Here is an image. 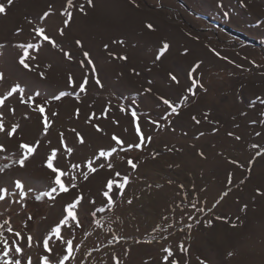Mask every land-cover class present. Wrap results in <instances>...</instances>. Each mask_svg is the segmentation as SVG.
I'll return each instance as SVG.
<instances>
[{"label": "rangeland", "instance_id": "rangeland-1", "mask_svg": "<svg viewBox=\"0 0 264 264\" xmlns=\"http://www.w3.org/2000/svg\"><path fill=\"white\" fill-rule=\"evenodd\" d=\"M136 3L139 7L130 0H93L94 6H89L87 0H73L69 9L67 0H13L7 14L0 15V72L5 75L0 95L16 84L25 89L26 97L39 92L35 104H44L52 120L44 136L35 105L20 103L18 95L6 101L5 127L15 123L22 127L13 138L0 134V143L8 149L0 153V166L11 165L0 171V188L7 187L10 193L0 201V223L9 220L14 232L24 237H15L5 226L4 237L23 248V255H10L22 264L28 257L32 264H40L45 255L50 264H59L67 245L53 239L52 252L47 253L42 240L62 218L64 206L83 193L78 209L82 226L63 230L74 244L66 264H165V248L173 252L168 264L173 259L179 264H264V155H257L264 153V0ZM80 5L86 14L79 11ZM65 10L72 12V20L60 36ZM147 23L155 30L147 29ZM38 27H44L72 59L38 38L33 31ZM121 39L123 45L115 43ZM76 40L82 41V48ZM164 42L170 48L157 61ZM20 43L42 44L39 54L33 53L37 58L32 64L38 68L28 71L19 65ZM85 51L95 71L86 62ZM70 75L76 85L87 79L86 92L73 89ZM61 92L72 94L53 98ZM161 97L176 105L179 114L171 113ZM8 108H15V113ZM132 110L150 142L126 152L118 149L111 158L114 168L99 169L87 181L77 172L78 187L69 194L36 199L51 184L44 161L50 147L59 145L61 132L74 153L60 164L83 165L101 149L117 147L114 135L125 141L124 147L138 142ZM54 112L58 115L52 117ZM193 116L201 123L196 124ZM72 129L84 137V144ZM37 139L41 147L26 166L14 163L20 156L18 144ZM128 159L138 164L136 170ZM115 171L129 175L130 183L123 197L113 192L112 210L98 212L106 206L102 195L106 181L119 179ZM16 180L28 193L23 199ZM28 235L34 238L31 248Z\"/></svg>", "mask_w": 264, "mask_h": 264}, {"label": "snow or ice", "instance_id": "snow-or-ice-1", "mask_svg": "<svg viewBox=\"0 0 264 264\" xmlns=\"http://www.w3.org/2000/svg\"><path fill=\"white\" fill-rule=\"evenodd\" d=\"M130 3L133 4L135 7H139V4L136 3V0H130ZM13 4V0H7V4L0 3V15H6V8L8 6H11ZM87 4L89 6H94L93 0H87ZM73 5V0H67V7L70 9L72 8ZM79 11L81 13L86 14L84 5H80ZM50 15L49 12L44 13V17L47 18ZM65 15L66 19L64 20V27H61L59 29V35L63 36L65 34V28L68 27L72 20V12L65 10L63 13ZM146 28L154 31L155 26L152 23H147ZM33 31L35 32L36 36L40 38L43 42H47L51 47L53 48H58L61 52L64 53V55L71 60L72 55L69 52H64L63 48L60 47L58 44L57 40L54 39L53 37L49 36L46 34V29L44 27H38L34 28ZM76 45L79 47H83V43L81 40H76ZM115 43L124 44V41L117 40ZM0 47H3V45H0ZM18 48L22 49V55L19 56L18 63L20 66H22L23 69L32 71L34 67L38 68L39 65H33L32 61L36 60L37 55H33V53L39 54V52L42 49V44L41 43H20L17 45ZM108 45H105V48L107 49ZM170 48V44L167 42H164L160 49L158 50V54L156 56V60L162 59L165 54L168 52ZM109 55H114L113 53H109ZM219 55V53H217ZM83 56L86 58V62L89 65H92L93 71H95V65L93 64V61L91 59L90 53L85 51L83 53ZM119 59L122 60H127V56H120L118 57ZM81 65L85 63V60H82ZM199 63L194 65L192 72L194 73L196 69L199 68ZM51 67V65H49ZM134 71V70H133ZM39 75L43 78L44 77V72H40ZM5 75L4 73L0 72V81H4ZM171 80L174 82L178 83L177 77L175 75H171ZM87 79L85 78L79 85H76L74 79L72 76H69V84L75 89L76 87H79L80 92H86L87 90ZM96 83L99 85L100 80L97 78ZM193 83H198L195 79H193ZM102 86V85H101ZM200 87H203V85H199ZM148 91H151L149 89ZM189 91H192L189 89ZM72 93L69 92H61L59 95L54 96V99H61L64 96L71 95ZM14 95H18L19 102L28 106L35 105L33 108L34 111L40 114L41 116V123H42V134L44 136H47L49 133L50 128L52 127V120L50 119L49 115L46 112V107L44 104H35V97L39 96L40 93L36 92L34 96H25V89L21 87L19 84H16L15 86L11 87L5 94L0 95V134H4L8 138H13L16 137L19 132H22V127L19 123L12 124L10 127L6 128L5 123H4V116H5V111L4 109L6 108V101H8L11 97ZM193 95H195V92H193ZM78 98V97H77ZM163 100V103L165 105H168V107L171 109V113L173 114H179L177 111V106L174 105L171 101L168 99H164L161 97ZM187 99V97H185ZM7 111L11 113H15L16 109L15 108H8ZM123 111V109H122ZM79 114V110L77 109V115ZM52 117H55L58 115V113H52ZM131 116L133 117L134 120V129L135 133L137 135V141L136 143H130L125 146V141L117 136H113L112 139L115 141V144L117 147H111L107 150L101 149L97 155H95L93 158L88 159L85 164L81 165L80 163H70L67 167L63 166L60 164V160L64 159L65 157H72L74 153V148L70 147L68 143L66 142L64 138V133L61 132L59 134V145L58 146H53L50 147L49 149V154L46 156V159L44 161V167L48 170H50L51 174V184L49 188L39 195L36 196L37 200H42L44 198H49L50 200H55L57 196H60L62 194H69L73 189L77 188L78 185L76 183L77 180V172H79V175L83 178V180L87 181L89 179V176L91 174H95L99 169H104L107 167V169H113L114 165L111 162V158L114 156V154L117 153L118 149L120 151H128L133 148H142V146L145 144L146 141L150 142L151 137H145L140 123H139V116L137 115V112L135 110L131 111ZM207 116H205V119ZM166 119V117H165ZM192 119L195 121L196 124L201 123L199 119H197L195 116L192 117ZM91 123V120L88 121ZM152 123H158L156 121H152ZM96 128V131L102 132L103 129L100 128L99 125H94ZM72 131L75 133L76 137L78 138V142L80 144L85 143L84 137L77 132L75 129H72ZM200 135H204V133H200ZM229 135H233L232 133H229ZM259 135V133H257ZM237 140L240 139L239 136L235 137ZM49 145H51V141H48ZM41 147V141L39 139L29 143V142H20L18 144V150L20 151V156L17 160L14 161V163H17L21 168H24L26 166V163L33 158L37 153L38 149ZM253 147H259L258 145H253ZM8 149L4 143H0V153L7 152ZM201 156L204 154L201 152ZM257 155H264V153H257ZM97 161H100L97 163ZM235 163V161H233ZM127 164L131 167L132 170H136L138 168V164L133 162V160L128 159ZM11 167L10 164H5L0 166V171H3L5 168ZM86 168V171L83 170ZM115 177H119V179H109L106 181L105 184V189L102 192L103 197H105L106 200V206L105 207H100L97 209L98 212H104L106 210H112L115 206V200L113 198V192L115 191L120 197H123L124 191L126 186L130 183V177L127 174L122 175L120 171H115L114 173ZM69 178L66 182L65 178ZM229 183H231V175L229 176ZM183 187V185H181ZM15 188L19 190V196L23 199L25 198L28 193L25 191V185L22 181L16 180L15 181ZM228 193L225 192L223 195L226 196ZM10 195L9 189L7 187L0 188V201L5 200L8 196ZM12 195H15V193H12ZM223 199V196L221 197ZM84 200L83 193L77 194L73 200L69 203H67L64 206L63 213H62V218L57 222V224L52 227L48 233V235L43 238L42 240V245L47 253L52 252V248L50 247V241L53 239L59 241L61 244H66L67 245V255L63 257L62 260L59 261V264H66V262L72 258V254L74 251V244H73V239H66L63 235V230L67 229L70 232L74 228H79L81 227V222L78 216V209L81 206L82 202ZM219 202V201H218ZM91 203L95 204V201L92 200ZM128 203L131 204L132 201L128 200ZM195 207V205H193ZM92 216L96 215V212L91 213ZM32 217L29 216V219ZM96 224L98 226L100 225V221L97 220ZM7 227V231L9 233H13L15 237L24 239L22 237L21 233L19 231L13 230V228L10 226V221L5 220L3 223H0V243L3 244V253L0 255V261H3V264H22V261L19 258H13L10 254L15 252L20 255H23V248L21 245L13 241L11 244L9 243L8 239L4 237V232L3 229L5 226ZM33 237L31 235H28L26 237V243L29 248L33 246ZM181 250L183 249V246L181 245ZM166 255L164 256V262L165 264H168L169 258L173 256V252L171 248H165L164 249ZM231 255V253H229ZM27 264H32V258L28 257L27 259ZM40 264H50L49 257L47 255L43 256L41 258ZM171 264H179L178 261L173 259L171 261ZM201 264H204L203 261H201Z\"/></svg>", "mask_w": 264, "mask_h": 264}]
</instances>
